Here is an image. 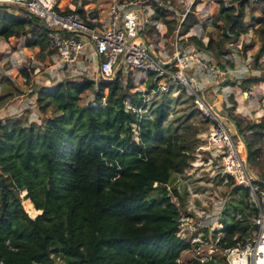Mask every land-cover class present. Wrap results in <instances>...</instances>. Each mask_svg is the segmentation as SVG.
<instances>
[{
    "label": "trees",
    "instance_id": "1",
    "mask_svg": "<svg viewBox=\"0 0 264 264\" xmlns=\"http://www.w3.org/2000/svg\"><path fill=\"white\" fill-rule=\"evenodd\" d=\"M232 1L236 5L220 0L217 13L210 18L208 25L217 31L216 37L210 35L206 42L196 36L188 38L197 50L208 51L220 68L233 66L229 59L233 50L227 44L247 32L243 9L249 0ZM260 2L261 14L251 22L259 41L251 68L261 72L238 80L228 78L224 86L237 83L248 90L264 83V63L259 62L264 57V0ZM56 3L60 13L77 11L84 19L94 17L78 5L89 0ZM198 3L195 0L182 22L184 33L198 23ZM171 4L177 7L176 0ZM152 9L151 19L164 23L166 37H172L177 15L154 2ZM11 10L0 6V37L7 41L23 37L24 47L38 50L35 61L49 65L55 50L49 47L41 20L23 8L16 15ZM33 68L22 67L19 74L30 86L29 95L35 97L40 115L33 120L0 118V264H56V259L65 264H184L179 259L189 243L176 233L185 199L178 195L179 204H175L167 185L174 173L190 167L194 156L188 136L176 129L162 131L172 90L150 101L153 117L149 118L144 95L156 87L151 73L147 91L141 92L132 90L129 76L124 82L121 71L113 80L96 85L88 77L40 85L32 79ZM88 90L94 93L93 101L79 104ZM21 93L13 82L4 86L0 109L13 94ZM222 107L217 109L235 121L246 142L249 162L254 150L247 134L256 127L264 129V116L261 122L241 126L232 109ZM47 110L50 116H44ZM206 121L215 124L207 117ZM133 125L138 128L136 135ZM234 136L238 138L237 133ZM232 183L230 179L227 184L231 199L221 219L224 247L234 244L236 234L239 239L247 236L253 224L250 217L256 212L249 206L248 189L230 187ZM237 212L241 218H236ZM251 229L255 233L256 226Z\"/></svg>",
    "mask_w": 264,
    "mask_h": 264
},
{
    "label": "built area",
    "instance_id": "2",
    "mask_svg": "<svg viewBox=\"0 0 264 264\" xmlns=\"http://www.w3.org/2000/svg\"><path fill=\"white\" fill-rule=\"evenodd\" d=\"M194 1L183 0L186 7L184 11H180L178 7L172 6L171 0H109L108 16L95 21L84 19L77 11L60 13L56 0H0V5L11 7L14 15L23 8L41 20L47 31L49 47L55 50L52 63L47 66V69L53 68V72L49 71V78L55 80L54 82L61 81L65 79L64 77L80 79L82 76L90 75L91 78L93 72L96 81L92 80L97 83L102 80H111L114 72L123 70L121 72L125 75L131 72L146 75L151 73L156 87L150 93L159 94L172 89L174 85L184 86L187 93L193 97L196 108L215 122L207 140L212 151L211 162H216L212 164V171L221 175V181L224 184L232 179L233 183L230 187L242 186L248 189L249 206L256 209L251 218L256 230L252 236L247 235L240 239L234 235L232 237L234 244L224 247L226 241L224 233L220 230L221 219L226 204L231 199L230 195L217 197L214 200L213 191L210 188H204V192L201 193L196 190L190 178L180 176L183 172H178L175 173L176 181L174 184L167 185V190L172 194V201L177 205L179 204L178 195L184 196V206L186 205L190 213L183 215L180 209L176 235L189 243V248L184 251L192 252L190 263L195 261L196 264H221V262L264 264V187L249 176L245 167V154L234 142L232 132L219 119L214 105L205 94L201 93V86L194 76V73L201 74L212 81L219 73L226 74V70L220 71L215 65L209 64L212 59L204 52L197 50L191 41L185 44L181 42L182 34H184L182 22ZM147 2L150 7L146 5ZM152 2L159 6L165 5L178 17V24L171 37L173 39L171 57L157 43L149 42L144 37L143 32L149 26L154 25L160 32L158 24L160 21L151 19ZM79 8L86 10L80 5ZM199 30L201 31V27ZM165 33L166 31L161 34L163 38ZM195 34L192 36H196ZM143 39L157 58L150 55ZM159 60L170 63L163 65ZM172 60L173 63H171ZM89 61L94 64V70H90L87 63ZM259 62H264V57L260 58ZM246 67L240 70L238 78H244V75L252 69L250 65ZM190 70L192 74L188 76L187 72ZM28 90L30 92V88ZM146 95L149 94L144 95L145 102L148 98ZM27 103L30 102L27 101ZM12 105L14 103L11 102L4 109V113L9 114L7 116H19L24 112L23 108L12 109ZM33 114L31 112L30 116ZM133 130L135 135L138 134L136 125H133ZM156 185L157 183H154V186ZM205 185L210 186L211 183L207 182ZM173 188L177 192L176 195L173 194ZM195 197H204L203 200L201 198V202L206 209H198L194 206L193 198ZM241 216L239 212L236 213V218ZM217 255H220V260Z\"/></svg>",
    "mask_w": 264,
    "mask_h": 264
},
{
    "label": "rangeland",
    "instance_id": "3",
    "mask_svg": "<svg viewBox=\"0 0 264 264\" xmlns=\"http://www.w3.org/2000/svg\"><path fill=\"white\" fill-rule=\"evenodd\" d=\"M96 1V0H95ZM104 2H107L109 0H102ZM225 4H234L236 5V2L232 0H222ZM195 2V1H194ZM210 3L212 5H219L220 0H200V4L204 3ZM176 5L180 11H184V8L186 7V4L183 2V0H176ZM199 3L196 4V8L198 7ZM0 6H7V5H0ZM261 2L260 0H249V2L246 4V6L243 9L244 12V25L247 29V32L242 34L240 38L234 42L233 44H227V48H232L233 52L236 51V53L239 55V58H247V56L250 54V58L254 56V54L257 51V48L259 46V41L256 35L253 34V27L251 26V22L254 21V18L257 16H260L261 14ZM87 7V6H86ZM195 8V10H196ZM87 9V8H86ZM215 11V10H214ZM216 12V11H215ZM207 24V21H205ZM205 26V23L202 25ZM213 28V27H212ZM158 30V29H157ZM157 30L154 27H147L144 30V33L146 36L151 38V35L153 33H157ZM185 37H182L181 42L182 43H187L188 38L192 36L193 34H188L185 35ZM182 35V36H183ZM206 38H202L198 36L201 40L206 42L208 39V36L212 35L213 37L217 36V31L213 29V31H205ZM180 36V35H179ZM197 36V35H196ZM164 40H154V39H147L149 42H157V45L159 47H162V50H165L167 54L171 57L172 56V50H173V45L172 41L173 39L167 38L165 35ZM253 44L254 46L250 49L247 48V50H243L242 47L244 46H249V44ZM158 47V48H159ZM157 48V49H158ZM159 48L158 50L161 51ZM38 52L37 49H30L26 48L23 46V37L19 38H12L10 41L5 40L4 38L0 37V93L3 92V87H9L10 83L13 82L19 90L25 92L27 95H29V88H27L29 85L25 83V79L19 74V70L22 67H34L33 72H32V79L36 84L44 85V82H46L45 76L49 74V71L53 72V68L47 69V66H42L40 63L35 61V55ZM52 59V58H51ZM52 63V62H51ZM50 63V64H51ZM90 70H94V64L92 62H87ZM249 63L252 66V60H249ZM264 63V62H262ZM253 69V68H252ZM251 69L250 72H253ZM254 74H260L261 70L260 69H255ZM123 71V70H121ZM250 74V73H249ZM123 78L126 80L127 77L129 76L130 78L133 79V89L132 90H144L145 92L147 91V87H144L143 81H145V76L146 74L138 73V72H131L127 75L123 74ZM248 75V74H247ZM246 75V76H247ZM90 75H88L89 77ZM223 76V75H222ZM86 77V76H82ZM81 77V78H82ZM90 78V77H89ZM91 79L96 81L95 75L92 72L91 73ZM217 80H221L219 76L216 78ZM124 80V82H125ZM55 80L50 81L53 82ZM49 84V83H47ZM97 83H95L96 85ZM178 89L176 92H172L173 90ZM171 94L169 96L170 99V104L168 107V114L166 117V120L163 123V128L162 131L165 133H170L173 130L176 129L178 133L185 134L186 137L188 136L189 140L191 141V146L192 148V154H193V159L191 161V167L183 171L180 176H183L185 178H190L192 182H194L196 186V190L199 192L203 193L204 188L211 189L213 191V199L215 200L217 197H226L228 196L229 193V187L227 188V184H224L221 181V175L212 171V164L215 162H211V148L208 145V135L209 132L213 126V124L209 121H206V117L196 108L192 100L189 98L190 95L187 93L186 89L184 86L181 85H174L171 89ZM241 90H243L241 88ZM241 92V91H240ZM16 95L13 94L12 97ZM160 93L154 94V93H149V95H146L147 101H146V106L145 108L147 111V114L149 118L153 117L152 112L150 111L149 105L150 101L152 99H158ZM11 97V98H12ZM218 97V96H217ZM252 97V95H251ZM94 98V93L92 90L86 91L84 94L81 95L79 104H89L93 101ZM244 97L242 96L241 99L243 102L245 100L243 99ZM17 99L12 100V103H15ZM11 100H8L6 104L2 107V109H5L7 104ZM254 102L256 101L255 98L253 100ZM28 106L30 108H34L35 113L32 116L28 117V120L30 119H35L37 116L40 114L38 113V108L37 104L35 102V97H34V104L28 103ZM232 109V115L239 121L241 126H244L246 122H249V120H245L243 122V118L245 116H242L241 118L240 115H238L235 112V109L230 107ZM222 109V107H220ZM234 109V110H233ZM141 113V111H139ZM144 112V111H143ZM24 113V112H23ZM22 113V114H23ZM19 115L20 118L25 117L24 115ZM9 114L4 113V110L0 111V116L1 118L7 116ZM51 115V110H47L44 116H50ZM12 116V115H11ZM43 116V115H42ZM219 119L221 122L225 125V127L232 132V138L235 143H237L243 154L244 152V145L242 142H240L239 137L236 138L234 134H236V130L233 126V124L227 120L224 117L219 116ZM262 116L257 117L256 119L261 122ZM203 120V121H202ZM210 120V119H209ZM248 140L251 144V148L254 150V153L252 154L250 161H249V166L251 167V170L260 178L264 177V129L262 128H257L253 131V133H248ZM238 139V141H237ZM216 163V162H215ZM259 169V170H258ZM261 170V171H260ZM185 172V173H184ZM177 179V175L174 173L173 179L171 181L172 184ZM261 179V178H260ZM202 181V182H201ZM207 182H210L211 185L207 186L205 185ZM202 196V195H201ZM200 200H199V199ZM204 199V197H195L193 198V204L196 208H205L206 206L201 202ZM186 204V202H185ZM181 211L183 215H188L190 212L186 209V205L181 208ZM247 211H250V208L247 209ZM251 219V217H250ZM244 223V222H243ZM250 228L247 229L246 233L249 236H252L254 233L251 229L252 224H249ZM236 236H238L236 234ZM192 252L190 250L184 251L181 256V263L184 264H189L190 259L192 258ZM217 257L220 260V255H217ZM56 264H65L60 259L55 260ZM221 264H224L221 262Z\"/></svg>",
    "mask_w": 264,
    "mask_h": 264
},
{
    "label": "crops",
    "instance_id": "4",
    "mask_svg": "<svg viewBox=\"0 0 264 264\" xmlns=\"http://www.w3.org/2000/svg\"><path fill=\"white\" fill-rule=\"evenodd\" d=\"M78 5L82 6L81 3H79ZM146 5L150 7L149 2H147ZM82 7H84L85 9L87 8L85 10L87 14L92 12L94 17L87 16V18L91 21H95L96 19L106 18L109 13V1L104 2L102 0H96V1L89 0V3L83 5ZM218 8H219V5L214 6L210 4L209 2L207 4L199 3L198 7L195 10V16L198 19V23L193 25L184 34L188 35L190 33L191 34L196 33L195 35H198L202 38H206L205 31H213L214 29L211 26H209L208 23L210 21V18L217 13ZM205 21H207V24ZM204 23L206 25L202 26ZM158 24L160 25V32L159 30L156 29L157 33H153L151 35V38L146 36L145 33L143 32L144 37L146 39H154V40H157V39L164 40L165 39L162 37L163 35L161 34L166 31V26L161 22H158ZM199 27H201V31L199 30ZM182 37H185V36L183 35ZM154 43H157V42H154ZM209 57L212 59L211 56ZM241 58L242 57L239 58V55L236 53V51L235 52L232 51V54L230 55L229 59L231 63L233 64V66L227 65L225 68H220L216 66L213 60H211L209 64L215 65L216 68H219L220 71L224 72V70H226V74L222 76V74L219 73L212 81L209 80V78L201 74L194 73V76H195L196 82L199 84V86H201L200 88L201 93L206 94V97H208L209 101L214 105L216 109L217 108L220 109V107H222L223 104H225L226 107L234 108L235 112L238 115H240L241 118H243L242 116H245V118L242 119L243 122H245L246 119L249 120V122H259L256 118L259 116H264V83L252 85L248 90H241V88L239 87L237 83L233 85H226V86L223 85V80H226L228 78L231 80L240 79L238 78V75L240 74V70L244 69L246 65L251 66V64L249 63V60L250 59L252 60V58H250V54L247 56L246 59L245 58L241 59ZM190 71L187 72L188 76L192 74V71L191 72ZM254 71L256 70L254 69L253 72H249V73L254 74ZM249 73H246L244 77H246L247 74L249 75ZM218 76L222 79L217 80L216 78ZM45 79H46V82H44V85H51L54 82L53 81L50 83V81H52L53 79L49 78V74L45 76ZM147 83H149V78L148 76H145V81H143L144 87H146ZM176 91H178V89L173 90V92H176ZM242 96L244 97L243 99L245 100V102H243V100L241 99ZM254 98L256 100L255 102L253 101ZM15 99L17 100L14 103V105H12V109H16V108L18 109V107L24 109V113L22 115H24L25 117H22V118L19 117L20 120H24L26 118L28 119L31 112L35 113L34 108H30V106H28V103H27L28 101V102H31V104H34V97L27 95L25 92H23L21 94L14 95L10 99L11 101L8 104H11L12 100H15ZM1 110H4V109H0V111ZM12 116H15V115H12ZM255 129H257V127L249 131L248 133H253ZM262 173L264 172L262 171Z\"/></svg>",
    "mask_w": 264,
    "mask_h": 264
},
{
    "label": "water",
    "instance_id": "5",
    "mask_svg": "<svg viewBox=\"0 0 264 264\" xmlns=\"http://www.w3.org/2000/svg\"><path fill=\"white\" fill-rule=\"evenodd\" d=\"M143 43H144L146 49L148 50V52L150 53V55H152L153 57L157 58V56L154 54V52L150 49V47H149V45H148V43L146 42L145 39H143ZM202 52H204L205 54L211 56V54H210L208 51H206V50H203ZM211 57H212V56H211ZM159 61H160L161 64H163V65H167V64L170 63V62H168V63H163L161 60H159ZM171 63H173V60L171 61ZM116 76H117V73L114 72V77H113V79L116 78ZM113 79H111V80H113ZM214 110H215V112H216L219 116L226 118L227 120H229V121L233 124V126H234V128H235V130H236V133L238 134V137H239V139H240V142H242V144L244 145V152H245V167H246V170H247L249 176H250L254 181H256V182H258V183L264 185V180H263V179H260V178H259V177H258V176H257L252 170H251V168H250V166H249V162H248L249 151H248V148H247V145H246L245 140H244L243 137L239 134V130H238L237 126L235 125V121H234L229 115H227V114H225V113H223V112H220V111L217 110L216 108H214Z\"/></svg>",
    "mask_w": 264,
    "mask_h": 264
}]
</instances>
